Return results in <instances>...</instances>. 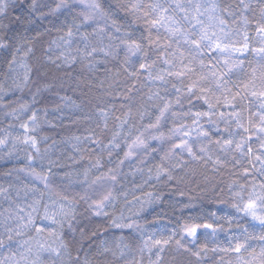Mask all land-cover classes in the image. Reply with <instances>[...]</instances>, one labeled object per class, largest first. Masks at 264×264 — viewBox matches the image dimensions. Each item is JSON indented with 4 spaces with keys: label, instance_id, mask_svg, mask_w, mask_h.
I'll return each mask as SVG.
<instances>
[{
    "label": "clouds",
    "instance_id": "obj_1",
    "mask_svg": "<svg viewBox=\"0 0 264 264\" xmlns=\"http://www.w3.org/2000/svg\"><path fill=\"white\" fill-rule=\"evenodd\" d=\"M261 29L264 0H0V264H264Z\"/></svg>",
    "mask_w": 264,
    "mask_h": 264
},
{
    "label": "snow or ice",
    "instance_id": "obj_2",
    "mask_svg": "<svg viewBox=\"0 0 264 264\" xmlns=\"http://www.w3.org/2000/svg\"><path fill=\"white\" fill-rule=\"evenodd\" d=\"M169 21H172V17H165V15L163 14V11H161V14L159 16V18L157 20H153L152 23H160V22H164L165 26L168 27L169 26ZM169 30L170 31H176L175 28H172V27H169ZM261 30H264V29H261ZM202 31L205 32V37H206V29H202ZM69 36L71 35V33L68 34ZM141 68L144 67L143 64L140 65ZM249 206H251V202H249ZM29 223H31V217H29ZM200 227H204V228H209V229H213V225L212 224H208V223H205L203 225H199V224H196V223H190V224H186L184 226V229L183 231L186 232L187 234L189 235H194L197 233L198 229ZM36 230L37 231H40L41 230V227L39 225L36 226ZM153 245H158V246H165L169 243L168 239H156V240H153L151 242ZM242 243L240 241H237L234 245V248L232 249L233 251L235 252H240L241 249H242ZM193 255H199V253H193Z\"/></svg>",
    "mask_w": 264,
    "mask_h": 264
}]
</instances>
